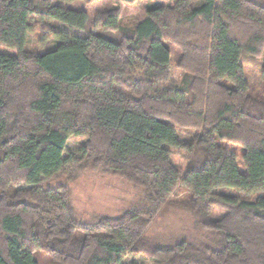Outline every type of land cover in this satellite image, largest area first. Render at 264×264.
<instances>
[{
  "label": "trees",
  "instance_id": "obj_1",
  "mask_svg": "<svg viewBox=\"0 0 264 264\" xmlns=\"http://www.w3.org/2000/svg\"><path fill=\"white\" fill-rule=\"evenodd\" d=\"M76 1L97 0H0V264H38V253L53 264H122L127 254L264 264V197L213 194L264 193V85L250 96L241 63L264 49V0H175L145 9L119 41L52 27L84 30L85 11L57 4ZM119 18L108 9L94 25L116 30ZM34 25L42 46L55 41L40 54L25 50ZM166 41L184 57L172 63ZM175 125L197 131L181 140ZM70 137L83 142L64 155ZM225 141L242 147L245 174ZM81 177L116 181L132 198L87 225L70 201ZM179 188L205 233L162 247L145 232Z\"/></svg>",
  "mask_w": 264,
  "mask_h": 264
},
{
  "label": "rangeland",
  "instance_id": "obj_2",
  "mask_svg": "<svg viewBox=\"0 0 264 264\" xmlns=\"http://www.w3.org/2000/svg\"><path fill=\"white\" fill-rule=\"evenodd\" d=\"M175 0H136L131 6L119 5L117 0H97L93 2L76 1L70 4L57 2L58 5L74 10H83L87 13L89 20L84 30H73L62 27L56 23H50L52 27L63 29L70 37L84 38L90 34H98L113 41L120 40V29H133L138 23V17L145 9L153 7H172ZM200 0H192V5L199 4ZM118 8L120 18L116 30H104L94 25L96 13L107 11L108 9ZM33 32L29 33L25 50L30 53H42L44 50L52 48L55 41L49 40L43 46L40 42L42 35L38 25H34ZM165 44L170 49V60L175 63L181 58L182 52L179 47L166 41ZM184 57V56H182ZM264 62V49L259 55H243L241 58L244 80L250 87L249 95L254 98H260L263 90L262 65ZM178 136L181 140H187L196 133L190 127L175 125ZM188 134V135H187ZM83 142V138L70 137L67 140L64 155L74 151ZM230 153L235 155L236 165L239 172L245 174V168L242 162L243 149L238 143L220 142ZM61 180L47 182L46 187H55ZM97 180L94 178L81 177L69 184L70 201L72 207L76 210L78 218L87 225L93 224L101 216L108 214L110 216L122 212L123 203H129L132 195L129 194V188L114 181ZM116 189H115V188ZM214 195H226L238 197L241 200L255 202L258 198L264 197V193L254 195L238 194L232 189H218L213 192ZM189 194L182 188H179L176 195L166 205L164 210L156 218L153 224L145 232V237L159 244L162 247L169 246L173 242H178L183 238L200 237L205 232L196 225L192 212L182 207V202L186 200ZM127 197V198H126ZM129 197V198H128ZM124 200V202H123ZM220 214V210L213 208L210 217L214 218ZM106 215V216H108ZM202 223V222H201ZM38 264H53V261L43 253H38L34 257ZM155 259L142 255L127 254L122 264H154Z\"/></svg>",
  "mask_w": 264,
  "mask_h": 264
}]
</instances>
